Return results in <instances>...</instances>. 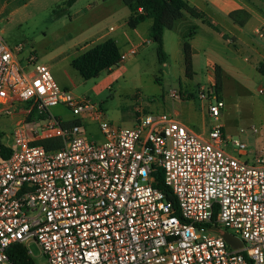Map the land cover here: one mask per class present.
I'll use <instances>...</instances> for the list:
<instances>
[{
	"label": "built area",
	"instance_id": "1",
	"mask_svg": "<svg viewBox=\"0 0 264 264\" xmlns=\"http://www.w3.org/2000/svg\"><path fill=\"white\" fill-rule=\"evenodd\" d=\"M253 33L264 42L262 27ZM22 49L0 31V114L22 105L27 115L11 143L2 142L10 153L0 157V264H14V243L33 258L30 242L43 264H264V157L250 155L220 123L198 133L176 113L140 104L131 125L111 123L99 105L61 87L35 54L22 63ZM120 53L122 62L137 48ZM196 96L218 120L224 103L214 79ZM56 105L74 118L48 113L42 124L28 123L33 110ZM85 121L97 124L102 140L87 138ZM46 140L60 146L46 148ZM158 172L174 204L154 185ZM220 226L242 247L231 248Z\"/></svg>",
	"mask_w": 264,
	"mask_h": 264
},
{
	"label": "rangeland",
	"instance_id": "2",
	"mask_svg": "<svg viewBox=\"0 0 264 264\" xmlns=\"http://www.w3.org/2000/svg\"><path fill=\"white\" fill-rule=\"evenodd\" d=\"M64 1L11 0L8 8L17 6L18 9L9 14L10 9L2 10L7 1L0 0L1 34L9 45H23L18 54L23 63L29 53L35 54L39 62L49 66L61 87L99 105L105 118L116 125L129 126V120L134 117L133 109L140 104L151 112L176 113L187 127L198 133L207 132L213 124L220 123L225 135L247 143L250 155L264 157V94L257 91L259 86L264 85V77L259 73H221L224 105L215 121L196 96L198 87L210 81L204 58L187 75L185 56L177 51V37L173 32L166 38L169 54L166 53L165 64L160 63L156 44L151 40L147 27L150 18L139 23L137 30L126 25L127 34H124L121 28H116L127 20L130 13L122 0H76L62 14H58L65 7ZM176 25L177 29L186 32L188 28L194 30L193 24L178 22ZM110 26L114 29L113 36H117L120 52L134 46L137 53L112 67L111 72L102 71L97 77L84 79L71 65V60L93 43L100 42ZM199 36L202 37L203 33L199 32ZM229 46L235 49L232 44ZM172 89L188 97L173 99L168 95ZM19 107L9 114H0L1 142L11 143L13 126L19 119L26 118L27 115ZM48 113L63 120L74 118L66 107L56 105L49 107L48 111L33 110L28 123L40 125L48 119ZM84 125L89 140H102L95 122L85 121ZM251 126H255L258 132H250ZM241 129L243 133H240ZM226 149L231 151L230 146ZM220 229L233 233V230L223 226ZM29 248L36 264H43L44 258L39 254L38 245L30 242Z\"/></svg>",
	"mask_w": 264,
	"mask_h": 264
},
{
	"label": "crops",
	"instance_id": "3",
	"mask_svg": "<svg viewBox=\"0 0 264 264\" xmlns=\"http://www.w3.org/2000/svg\"><path fill=\"white\" fill-rule=\"evenodd\" d=\"M6 1L2 5V10L8 8L11 3V0ZM185 1H187L189 6L201 13L206 21L200 16L184 11L183 16L179 19L183 21L176 20L171 29L163 32V47L167 54L169 52L166 38L172 36L170 34L173 32L174 36L177 37L175 39L178 45L177 51L180 50L183 57L185 56L184 43L189 46L191 69H195L200 65L202 63L201 58H204V67L210 81L213 80L216 67L220 73H231L233 71L240 73L257 72L264 77V42L256 40L253 33L255 27L264 29V0ZM8 9H10L8 13L11 14L18 8L17 6H12ZM2 10H0V13H2ZM178 22L193 24L194 30L192 31L188 28L186 32V30L177 29L176 24ZM126 25V21H123L116 28H121L122 33L127 34ZM150 25L151 21L147 24L148 29ZM138 26L139 24L133 29L137 30ZM110 27L112 28V26ZM113 31L114 29H111L103 34L102 40L108 37L113 38L118 46L117 36H113ZM199 32L203 33L205 40L203 36H199ZM222 39H224L225 43ZM229 44H232L235 49H231ZM259 69H262V73ZM110 70L108 71L111 72ZM178 119L182 122L179 117ZM129 122V125H131L133 118Z\"/></svg>",
	"mask_w": 264,
	"mask_h": 264
},
{
	"label": "trees",
	"instance_id": "4",
	"mask_svg": "<svg viewBox=\"0 0 264 264\" xmlns=\"http://www.w3.org/2000/svg\"><path fill=\"white\" fill-rule=\"evenodd\" d=\"M76 0H65L64 6L58 14H62L64 9L70 7ZM124 5L129 9V15L126 23L130 28H135L139 23L150 18L151 25L149 27V35L151 40L156 44V54L158 61L164 63L166 52L163 47V32L171 29L173 23L183 16V12L187 11L192 15L200 16L202 14L196 9L189 6L185 0H122ZM61 12V13H60ZM204 21H206L203 18ZM185 54V65L187 75L191 74L190 67V49L187 43L183 45ZM120 49L113 38H105L104 40L93 44L86 50L72 58L71 65L79 72L84 79H90L99 76L102 71H108L119 62ZM262 73V69H259ZM214 81L220 89L221 73L216 67L214 73ZM46 148L59 147L58 141L51 142L49 140L42 141ZM9 149L5 148L0 141V157H7ZM154 185L161 188L166 199L173 204L175 202L171 191L164 187L162 174L158 172ZM8 256L14 264H35L32 257L27 254V249L20 243H14L8 249Z\"/></svg>",
	"mask_w": 264,
	"mask_h": 264
},
{
	"label": "water",
	"instance_id": "5",
	"mask_svg": "<svg viewBox=\"0 0 264 264\" xmlns=\"http://www.w3.org/2000/svg\"><path fill=\"white\" fill-rule=\"evenodd\" d=\"M221 236L233 249L241 248L243 245L242 241L230 232L224 231Z\"/></svg>",
	"mask_w": 264,
	"mask_h": 264
}]
</instances>
